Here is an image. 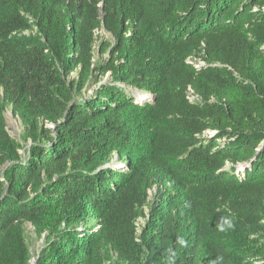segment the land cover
Segmentation results:
<instances>
[{
    "label": "trees",
    "instance_id": "trees-1",
    "mask_svg": "<svg viewBox=\"0 0 264 264\" xmlns=\"http://www.w3.org/2000/svg\"><path fill=\"white\" fill-rule=\"evenodd\" d=\"M33 261L264 264V0H0V264Z\"/></svg>",
    "mask_w": 264,
    "mask_h": 264
},
{
    "label": "rangeland",
    "instance_id": "rangeland-1",
    "mask_svg": "<svg viewBox=\"0 0 264 264\" xmlns=\"http://www.w3.org/2000/svg\"><path fill=\"white\" fill-rule=\"evenodd\" d=\"M103 35L105 38H109V35H107L106 33H104ZM96 58H98V55L96 56ZM107 79H108V76L105 77V80H107ZM92 91L93 90H90V92H92ZM6 118H7L9 133L14 138L21 140L22 135L25 134V132L27 130L26 127L23 125L21 119L18 118L17 116H15L13 114V112L11 111V109L6 110ZM154 193H155V189L153 188L152 190H150V195H152V197H153ZM146 213H148L147 210H146ZM144 221H145L144 219H140L139 226L142 227V224ZM25 229H26L27 240H28L29 244L31 245L32 253L34 255H37V253L39 252V250L43 244V239H40L37 237V234L35 233L34 227L30 223L26 224Z\"/></svg>",
    "mask_w": 264,
    "mask_h": 264
},
{
    "label": "built area",
    "instance_id": "built-area-1",
    "mask_svg": "<svg viewBox=\"0 0 264 264\" xmlns=\"http://www.w3.org/2000/svg\"><path fill=\"white\" fill-rule=\"evenodd\" d=\"M200 63H202L203 64V62H200ZM188 98L191 100V101H195V100H199L200 99V97H199V95H197L195 92H194V90L193 89H189V91H188ZM208 133H210V131H207ZM213 133V132H212Z\"/></svg>",
    "mask_w": 264,
    "mask_h": 264
},
{
    "label": "clouds",
    "instance_id": "clouds-1",
    "mask_svg": "<svg viewBox=\"0 0 264 264\" xmlns=\"http://www.w3.org/2000/svg\"><path fill=\"white\" fill-rule=\"evenodd\" d=\"M180 242L183 243V240H181Z\"/></svg>",
    "mask_w": 264,
    "mask_h": 264
},
{
    "label": "water",
    "instance_id": "water-1",
    "mask_svg": "<svg viewBox=\"0 0 264 264\" xmlns=\"http://www.w3.org/2000/svg\"><path fill=\"white\" fill-rule=\"evenodd\" d=\"M32 264H34V261H33V263Z\"/></svg>",
    "mask_w": 264,
    "mask_h": 264
}]
</instances>
